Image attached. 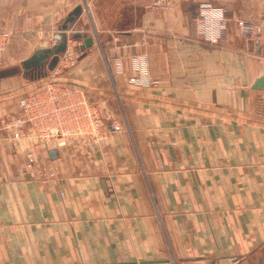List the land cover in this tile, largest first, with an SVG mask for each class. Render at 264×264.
Listing matches in <instances>:
<instances>
[{
  "label": "crops",
  "instance_id": "obj_1",
  "mask_svg": "<svg viewBox=\"0 0 264 264\" xmlns=\"http://www.w3.org/2000/svg\"><path fill=\"white\" fill-rule=\"evenodd\" d=\"M78 5L65 33L94 43L57 78L112 117L100 151L72 141L31 176V135L1 120L52 75L0 77V264H264V32L240 25L264 21V0H0L9 58L52 47ZM210 8L228 19L217 43L199 35Z\"/></svg>",
  "mask_w": 264,
  "mask_h": 264
},
{
  "label": "built area",
  "instance_id": "obj_2",
  "mask_svg": "<svg viewBox=\"0 0 264 264\" xmlns=\"http://www.w3.org/2000/svg\"><path fill=\"white\" fill-rule=\"evenodd\" d=\"M227 21L223 9L210 8L198 17L199 35L209 43H217L224 37ZM240 25L242 33L253 38L261 36L264 32V21H241ZM9 36V33L0 32V68L4 65L3 55ZM69 41L70 39L65 52L60 56L63 60V67H58L60 71L68 68L71 62L73 64L77 58L73 59L74 55L81 51ZM135 62L139 73L143 72L142 62L141 65L138 60ZM121 69V63H118L119 72H122ZM129 80L139 85L158 82L141 77H132ZM16 106L19 113L1 121L5 124L3 128L11 133L12 138L21 139L31 135L29 138L36 141L34 145L42 147L37 152L30 150L27 153L26 169L31 176H34L33 169L42 155H47L53 148L60 152V148H68L72 141H75L82 151H100L107 130L106 120L111 119L102 115L99 104L86 96L82 89L71 87L53 75L42 86L20 96Z\"/></svg>",
  "mask_w": 264,
  "mask_h": 264
},
{
  "label": "water",
  "instance_id": "obj_3",
  "mask_svg": "<svg viewBox=\"0 0 264 264\" xmlns=\"http://www.w3.org/2000/svg\"><path fill=\"white\" fill-rule=\"evenodd\" d=\"M83 11V6H76L63 21L60 32L55 34L57 42L53 47L48 48H39L33 52L32 55L27 57L22 61L21 67L18 65H13L5 69L0 70V77L9 76L16 73H22L24 75H31L33 78H40L48 74L49 71L55 69L60 56L65 52L68 43V35L65 33L66 30L73 27L78 17ZM72 39H83V45L81 46L82 50L89 49L93 43L94 39L92 36H88L82 33L73 32L71 35ZM253 88L255 89H264V75L258 78ZM51 159L58 157V150L51 149L49 151ZM143 263L147 262H158V261H142ZM106 264H130V263H106Z\"/></svg>",
  "mask_w": 264,
  "mask_h": 264
},
{
  "label": "rangeland",
  "instance_id": "obj_4",
  "mask_svg": "<svg viewBox=\"0 0 264 264\" xmlns=\"http://www.w3.org/2000/svg\"><path fill=\"white\" fill-rule=\"evenodd\" d=\"M71 29V28H70ZM74 32H75V30H73ZM7 33V32H6ZM69 34V33H68ZM71 33H70V36L68 35V40L70 39V40H72L71 39ZM10 37V36H9ZM9 39V38H8ZM77 40V39H76ZM8 42V41H7ZM51 44V43H50ZM50 44H48L47 45V47L49 46L50 47ZM68 44V43H67ZM54 45V44H53ZM82 45H83V43H82ZM81 45V46H82ZM7 46V45H6ZM81 46H80V49H81ZM42 47H45V46H42ZM53 47V46H52ZM71 51H73V50H71ZM84 50H82L81 49V52H83ZM74 52V51H73ZM81 52H78V53H76V56L74 55V57H73V59H75L76 57H78V55L81 53ZM33 53H23V54H21L18 58H14L13 56H11L10 58H9V56H8V54H7V52H6V50L4 51V55H3V59H4V62H3V66L0 68V70H2V69H5V68H7V67H10V66H13V65H20L19 67H21V63H22V60L21 61H18V60H20V58L22 57V56H24V55H26V57H28L29 55H32ZM25 57V58H26ZM77 59V58H76ZM13 61H16V63L15 64H10V63H12ZM61 61H63V60H61V58L59 59V61H58V63H57V65H56V67H55V69L54 70H52V71H49L48 72V74L47 75H53V76H55V77H57L59 74H61V71L60 70H58V67H63V63L61 62ZM71 61V60H70ZM76 61V60H75ZM72 63V62H71ZM69 64V67H71V65L72 64ZM67 64V63H66ZM54 72V74H51V73H53ZM27 76H29V75H27ZM30 77H32L31 75H30ZM59 80H61L60 78H58ZM63 83H66L67 85H69V86H74V87H78L79 89H82L84 92H85V95L87 96V92L85 91V89H83L82 87H79V86H77V85H74L73 83H69L67 80L65 81V80H61ZM138 85V84H137ZM99 103V102H98ZM99 107H100V109H101V113H102V115L103 116H105V117H112L111 116V114H110V112H104V110H102V105H100L99 104ZM2 125H5V124H2ZM31 131H32V129H31ZM28 134H30V132L28 133ZM28 138V137H27ZM35 140H34V138H29V144H30V146L28 147V149L26 150V157H27V153L30 151V150H32V151H35V152H37V150H41V146L40 145H34L35 144ZM73 142H75V141H73ZM76 143V142H75ZM53 149H57V148H53ZM61 150H63L62 148H60ZM58 150V149H57ZM59 151V150H58ZM27 170V169H26ZM111 262H113V261H110V260H107V261H101V262H98L97 264H106V263H111ZM130 263V264H165V263H161V262H158V263H156V262H147V263H143L142 261H138V259H135V260H120V261H118V262H114V263ZM239 261L238 260H233V262H232V264H240V262L238 263ZM73 264H90V263H88V262H86V261H84V260H77V261H75Z\"/></svg>",
  "mask_w": 264,
  "mask_h": 264
}]
</instances>
